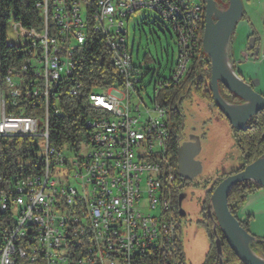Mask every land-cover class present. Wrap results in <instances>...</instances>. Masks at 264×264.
I'll list each match as a JSON object with an SVG mask.
<instances>
[{"label":"built area","instance_id":"built-area-1","mask_svg":"<svg viewBox=\"0 0 264 264\" xmlns=\"http://www.w3.org/2000/svg\"><path fill=\"white\" fill-rule=\"evenodd\" d=\"M35 7L42 29L15 27L9 38L24 49L2 79L0 137H37L45 150L38 174L0 176V264H178L169 124L156 97L179 85L202 45L200 4L96 0L90 22L104 36L118 82L84 95V148L50 145L48 129L62 95L82 92L71 77L73 49L86 39V3L39 0ZM142 11L158 15L177 52L169 76L153 84L151 108L138 87L148 72L134 64L128 44L127 23Z\"/></svg>","mask_w":264,"mask_h":264},{"label":"trees","instance_id":"trees-1","mask_svg":"<svg viewBox=\"0 0 264 264\" xmlns=\"http://www.w3.org/2000/svg\"><path fill=\"white\" fill-rule=\"evenodd\" d=\"M39 0H0V85L6 69L19 62L22 58V46H10L9 38L12 34L8 33L10 26L19 27L23 30L33 29L39 32L42 29L43 21L37 8L36 3ZM72 1V0H68ZM86 3V18L87 29L86 39L83 45L73 49L75 58V69L71 80H75L80 84L82 92L77 96L62 95L60 102V114L50 119L49 123V144L60 145L63 143L75 146L80 142L83 136L87 134L85 122L90 115L88 104L86 103L87 93L92 92L96 88L107 87L118 82V76L114 72L110 54L104 44V36L101 32L95 31L90 22L91 15L96 7V0H82ZM218 4L228 6V0H214ZM201 6V35L204 31V0H199ZM244 17V13L240 20ZM161 25L162 22H159ZM50 27V26H49ZM50 34V30H48ZM252 35L247 39V52L253 56L257 49V40H252ZM256 55V54H255ZM203 60H206L205 69L202 68ZM232 67V66H231ZM148 72L147 69H144ZM234 70V69H233ZM210 65L209 59L202 50V45L192 56L187 72L178 86L170 88L158 93L156 103L163 107L167 112L169 124V154L171 156L172 165L175 173V186L173 190V207L179 198V192L183 187L180 184L183 182L177 172V148L179 145V129L182 125V114L178 109L173 108L176 100L182 98L184 93H188L191 89L196 95L203 99L208 106H214L220 116L225 119L218 108L214 105L212 93L209 88ZM69 84V83H67ZM219 95L228 104L239 105L243 102L226 88L219 84ZM186 93V94H187ZM168 107H171L168 110ZM26 116H33L32 111H27ZM226 120V119H225ZM228 128L236 143L237 149L242 158V167L235 172H240L245 166L264 156V112H258L251 117L245 129L235 130L226 120ZM35 139L32 137H0V176L8 178L11 176L36 175L41 171V165L36 158L35 153L38 148L35 145ZM226 176L222 175L220 183ZM208 183L205 181L204 187ZM217 183V184H218ZM184 184V182H183ZM207 191L206 195L209 198L217 186ZM202 186L196 182L195 186ZM186 186V184L184 185ZM264 188L256 185L253 182L246 181L235 184L229 191L227 197V205L230 214L239 222L241 228L251 235L249 231V218L241 219L239 211L244 206L247 198ZM205 211V209H204ZM203 211V212H204ZM177 208H172L173 224L175 230V257L178 264H186L183 243L181 240V227L178 220ZM201 224L204 227H209L212 231L214 220H208L207 216H203ZM210 231V230H209ZM217 238L220 241L221 254L218 255L214 245L205 255L203 264H219V259L223 264H242L228 247L220 230L216 227ZM252 236V235H251ZM215 236H210L214 240ZM251 250L264 258V239H257L253 236V243L250 245Z\"/></svg>","mask_w":264,"mask_h":264},{"label":"rangeland","instance_id":"rangeland-1","mask_svg":"<svg viewBox=\"0 0 264 264\" xmlns=\"http://www.w3.org/2000/svg\"><path fill=\"white\" fill-rule=\"evenodd\" d=\"M215 4L217 10H227L228 6L218 4L217 1ZM159 22L160 19L154 12L142 11L131 18L128 26L129 46L132 49L133 62L138 67L148 70L147 76L138 86H142L140 99L148 108L152 107L154 82L159 77L167 78L169 76L177 55L174 35ZM11 28L14 27L8 28L10 34ZM250 34L251 30L247 24L239 20L229 38L226 53L229 48V52H233L234 59H228V55H226V59L228 63L230 60V68L232 66L231 70L235 74L239 71L248 73L253 68V64L245 63L242 60H239L240 63L235 62V59L239 58L241 54V49L245 47ZM204 64H206V60H203V69L206 68ZM1 87L0 85V90ZM186 93L173 104V108L178 109L183 116L178 133L179 143L194 142L197 147L195 161L200 165V173L196 177L197 181L190 186H183L180 193L179 208L184 215L178 214V220L182 225L181 240L185 246L186 264H203L205 255L212 245L216 247V239H210V236H213L211 229L201 224L204 220L203 216H207L206 209L209 205L206 192L219 182L221 176L226 173L224 169L227 165H232L237 158H239L240 163L243 162L233 136L227 135L225 127L221 124V119L225 124L226 120L220 116L217 109L214 106H208L192 89ZM256 93L259 92L256 91ZM131 101L138 102L137 98L133 96ZM170 108L168 107V110ZM141 109L143 111V106ZM34 139L38 148L35 156L40 158L44 153L45 145L40 138ZM85 143L86 136H83L78 147L84 148ZM69 149H71L70 145H64V151ZM65 155L73 156L70 151H67ZM225 175H230V172ZM207 180L208 183L204 187L203 185ZM196 182L202 186L196 187ZM256 256L264 259L260 255Z\"/></svg>","mask_w":264,"mask_h":264},{"label":"water","instance_id":"water-1","mask_svg":"<svg viewBox=\"0 0 264 264\" xmlns=\"http://www.w3.org/2000/svg\"><path fill=\"white\" fill-rule=\"evenodd\" d=\"M204 2L205 24L202 50L209 59V88L212 99L214 105L233 129H245L246 123L251 117L258 112H264V96L254 90L257 81L253 80L246 83L232 70L231 73L228 72L224 64L225 60L227 61L226 49L229 38L243 13L242 1L228 0L227 10L224 11L217 10L214 0H204ZM219 84L243 103L239 105L226 103L219 95ZM186 145L183 144L179 154H177L176 166L179 178L192 181L200 173V165L193 160V156L195 157L197 154V147L196 149L187 148L185 151ZM246 181L264 188V156L245 166L240 172L226 176L214 188L206 209L207 218L214 220L212 233L216 239L215 248L218 255L221 254V250L216 227L219 228L228 247L242 264H264V261L258 260L252 254L254 252L251 250L250 245L253 243V236L241 228L239 222L228 210L227 197L230 189L235 184ZM179 215H184V213L179 211ZM219 264H223L221 259H219Z\"/></svg>","mask_w":264,"mask_h":264},{"label":"crops","instance_id":"crops-1","mask_svg":"<svg viewBox=\"0 0 264 264\" xmlns=\"http://www.w3.org/2000/svg\"><path fill=\"white\" fill-rule=\"evenodd\" d=\"M183 1L199 3V0L195 2L191 0H183ZM241 1H242L243 13H244V17L241 19V21L246 23L249 29L251 30V34H250L252 35L251 39L257 40L258 47L256 49V53H255L256 55L254 54L253 56H251L247 52L246 49L247 43L245 47L241 49V54L239 58L235 59V62L240 63L241 61L239 60H242L245 63L253 64L252 65L253 68L248 73L239 71V73L236 74L246 83H249L253 80L257 81V85L254 87V90L259 92L260 95L264 96V0H241ZM131 18L127 23V30ZM11 30H12L11 34L13 36L14 32L16 31V28L15 27L11 28ZM128 44H129V33H128ZM227 55H228V59H234L233 52L231 51L229 52V48ZM220 121L222 126L225 127V131L227 135H232L228 128L227 122L225 124L222 122V119ZM242 164L243 163H240L239 158H237L232 165H227L226 166L227 168L225 167L224 172L228 174L229 172L230 173L235 172V170L237 171L242 167ZM239 217L241 219L249 218L248 223H249V231L251 235L257 239H264V189L247 198L246 203L239 211ZM184 258H186L185 249H184Z\"/></svg>","mask_w":264,"mask_h":264},{"label":"flooded vegetation","instance_id":"flooded-vegetation-1","mask_svg":"<svg viewBox=\"0 0 264 264\" xmlns=\"http://www.w3.org/2000/svg\"><path fill=\"white\" fill-rule=\"evenodd\" d=\"M185 144H187L186 145V147H185V151L187 150V148H194V149H196V146H195V144H194V142H187V143H185ZM183 145V143H179V145H178V148H177V154H179V151H180V149H181V147H183L182 146ZM193 160L195 161V157L193 156ZM181 179V178H180ZM183 182H184V184H183V182L180 184V186L181 187H183L185 184L186 185H188V186H190L191 184H193L195 181H197L196 180V178L194 179V180H192V181H185V180H183V179H181ZM183 190V188L181 189V191ZM181 191L179 192V198H178V200H177V202H176V205L173 207V209H175V207L177 208V211L179 212L180 211V208H179V202H180V193H181ZM207 193V192H206ZM209 221L211 220V219H208ZM179 223H180V221H179ZM182 225L180 224V227H181ZM183 245V244H182ZM184 249H185V246L183 245V253H184Z\"/></svg>","mask_w":264,"mask_h":264},{"label":"bare ground","instance_id":"bare-ground-1","mask_svg":"<svg viewBox=\"0 0 264 264\" xmlns=\"http://www.w3.org/2000/svg\"><path fill=\"white\" fill-rule=\"evenodd\" d=\"M224 64H225V68L227 69V71L231 73V68H230V66H229V64H228V62H227L226 60H225ZM1 86H2V84H1ZM251 253H252V252H251ZM252 254H253L258 260L264 261V260L261 259L260 257H257L254 253H252Z\"/></svg>","mask_w":264,"mask_h":264}]
</instances>
